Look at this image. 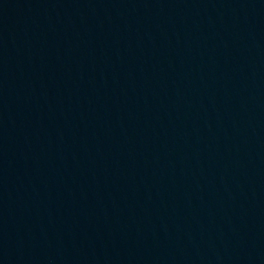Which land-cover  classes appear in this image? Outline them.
Masks as SVG:
<instances>
[{"label":"water","instance_id":"obj_1","mask_svg":"<svg viewBox=\"0 0 264 264\" xmlns=\"http://www.w3.org/2000/svg\"><path fill=\"white\" fill-rule=\"evenodd\" d=\"M0 264H264V0H0Z\"/></svg>","mask_w":264,"mask_h":264}]
</instances>
